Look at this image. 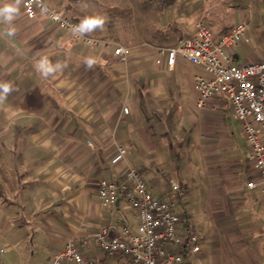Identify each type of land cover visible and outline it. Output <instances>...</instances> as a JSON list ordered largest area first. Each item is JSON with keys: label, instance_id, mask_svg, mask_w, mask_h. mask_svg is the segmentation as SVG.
Wrapping results in <instances>:
<instances>
[{"label": "crops", "instance_id": "1", "mask_svg": "<svg viewBox=\"0 0 264 264\" xmlns=\"http://www.w3.org/2000/svg\"><path fill=\"white\" fill-rule=\"evenodd\" d=\"M244 1L248 33L249 24L263 26L260 44L248 50L244 42L238 61L264 55V0ZM45 3L77 22L82 37L43 13L29 18L23 0H0V182L16 201L0 198V264H30L38 244L50 264L68 237L88 260L123 264L93 233L137 229V213L123 201L106 208L98 200L100 182L122 180L127 163L142 169L155 197L175 201L179 233L200 237L188 264H264V194L247 186L255 176L249 144L227 97L197 109L201 69L181 57L169 69L164 46L134 42L140 0ZM213 25L220 34L234 26ZM125 41L132 51L123 61L114 49ZM136 53L148 72L134 70ZM120 145L127 163L114 165Z\"/></svg>", "mask_w": 264, "mask_h": 264}, {"label": "built area", "instance_id": "2", "mask_svg": "<svg viewBox=\"0 0 264 264\" xmlns=\"http://www.w3.org/2000/svg\"><path fill=\"white\" fill-rule=\"evenodd\" d=\"M29 18L45 14L56 26L72 30L82 37V28L74 20L52 8L45 0H23ZM247 24L239 22L227 32L217 34L204 22H198L193 35H182L174 46L162 49L167 55V67L173 69L178 57L201 69L194 77L197 89L195 106L203 110L214 105L220 96L227 97L233 116L240 121L249 147L246 162L255 176L247 186L264 194V58L237 60L242 44L250 43ZM88 44L93 40L85 39ZM131 48L116 45L114 55L126 61ZM125 112H129L127 107ZM93 146V143H90ZM127 163V148L118 147L112 164ZM172 190L182 193L178 181ZM98 200L103 207L113 208L123 201L138 216L137 229L129 226L102 227L93 233L99 246L109 256H123V264H188L189 252L201 250L197 234L181 235L180 216L173 199L155 197L138 166L127 163L120 181L102 180L98 186ZM98 264L88 260L73 237H68L64 248L51 257L50 264Z\"/></svg>", "mask_w": 264, "mask_h": 264}, {"label": "rangeland", "instance_id": "3", "mask_svg": "<svg viewBox=\"0 0 264 264\" xmlns=\"http://www.w3.org/2000/svg\"><path fill=\"white\" fill-rule=\"evenodd\" d=\"M248 4L249 2L244 0H140V6H143L140 7L139 19H136V22H134L133 19V23L136 27V32H134L133 35L137 36L134 42L140 43L146 41L148 44L150 43L151 46L170 47L177 42L180 36L185 34L193 35L195 26L200 21L208 24L214 31L215 28L213 24L216 25L219 21L222 23H233V25L240 21H246L240 18V11L242 10L240 6L242 5L244 6L243 8L247 9L246 7ZM232 5H237L238 9H235ZM255 19L258 21L259 17H255ZM261 26L263 25L257 24L251 26L249 24V32L252 38L251 43L255 42L257 46L260 44L258 42V37L260 36L258 28H261ZM122 39L125 38L123 37ZM128 41L131 40L128 39ZM130 43L131 42L127 41L124 42L125 46L128 47L131 46L129 45ZM245 47L248 50H252L253 48L250 43H245ZM140 57L138 53L132 57L134 61H137V66L134 70L138 68L148 72V68L143 67V63L139 62L142 61L139 59ZM262 58H264V55L259 59ZM122 67L124 69L122 71L125 72L127 65L122 64ZM238 144L242 148V146L245 145V141L240 139ZM203 252H206L205 246ZM43 254V248L41 244H38L36 258H34L30 264H44L45 257H43Z\"/></svg>", "mask_w": 264, "mask_h": 264}, {"label": "trees", "instance_id": "4", "mask_svg": "<svg viewBox=\"0 0 264 264\" xmlns=\"http://www.w3.org/2000/svg\"><path fill=\"white\" fill-rule=\"evenodd\" d=\"M231 28H226L225 30H223V32H227L228 30H230ZM222 32V31H221ZM220 34V33H217ZM0 198L2 199V201L6 204V205H11L16 203L15 200L10 199L8 190L6 189V187L4 186V184L2 182H0Z\"/></svg>", "mask_w": 264, "mask_h": 264}]
</instances>
